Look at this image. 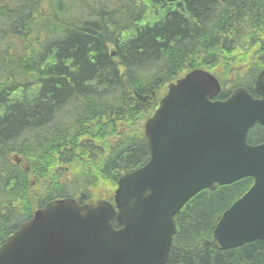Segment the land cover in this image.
I'll list each match as a JSON object with an SVG mask.
<instances>
[{"label": "trees", "instance_id": "obj_1", "mask_svg": "<svg viewBox=\"0 0 264 264\" xmlns=\"http://www.w3.org/2000/svg\"><path fill=\"white\" fill-rule=\"evenodd\" d=\"M263 67L264 0H0V245L50 200H113L149 161L144 124L171 82L207 70L222 100ZM252 184L196 194L165 264H264V241L212 236Z\"/></svg>", "mask_w": 264, "mask_h": 264}, {"label": "water", "instance_id": "obj_2", "mask_svg": "<svg viewBox=\"0 0 264 264\" xmlns=\"http://www.w3.org/2000/svg\"><path fill=\"white\" fill-rule=\"evenodd\" d=\"M195 69L168 86L144 127L149 161L118 178L114 200L81 205L50 201L0 247V264H165L177 233L175 216L199 192L244 178L253 186L213 229L219 250L264 241V144L248 132L264 126V70L254 98ZM116 218L119 228L113 226Z\"/></svg>", "mask_w": 264, "mask_h": 264}, {"label": "flooded vegetation", "instance_id": "obj_3", "mask_svg": "<svg viewBox=\"0 0 264 264\" xmlns=\"http://www.w3.org/2000/svg\"><path fill=\"white\" fill-rule=\"evenodd\" d=\"M264 128V127H263ZM251 136V131H250V135H249V138ZM252 139L253 140H250V143H253V144H260V143H264V138H258V136H256L255 133H252Z\"/></svg>", "mask_w": 264, "mask_h": 264}, {"label": "rangeland", "instance_id": "obj_4", "mask_svg": "<svg viewBox=\"0 0 264 264\" xmlns=\"http://www.w3.org/2000/svg\"><path fill=\"white\" fill-rule=\"evenodd\" d=\"M91 1V0H90ZM112 1H114V0H112ZM80 2V1H79ZM81 3V2H80ZM75 15H77V14H75Z\"/></svg>", "mask_w": 264, "mask_h": 264}]
</instances>
